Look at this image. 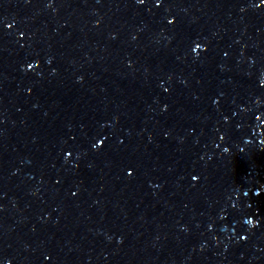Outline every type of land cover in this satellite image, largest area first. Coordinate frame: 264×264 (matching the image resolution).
<instances>
[{
    "label": "water",
    "instance_id": "1",
    "mask_svg": "<svg viewBox=\"0 0 264 264\" xmlns=\"http://www.w3.org/2000/svg\"><path fill=\"white\" fill-rule=\"evenodd\" d=\"M262 79L259 0H0V264H264Z\"/></svg>",
    "mask_w": 264,
    "mask_h": 264
},
{
    "label": "snow or ice",
    "instance_id": "2",
    "mask_svg": "<svg viewBox=\"0 0 264 264\" xmlns=\"http://www.w3.org/2000/svg\"><path fill=\"white\" fill-rule=\"evenodd\" d=\"M138 2H139V3H143L144 0H143V2H140V0H138ZM157 3H159V0H157ZM259 4L264 5V0H259ZM256 6H259V5H256ZM169 22L171 23V21H169ZM200 47H201V45L196 44V45L193 47L192 51H196V50H197L198 48H200ZM31 66H32V65H28V67H31ZM261 84L264 85V79L261 80ZM99 143H100V141L97 140L96 144L93 145V146L96 147L97 145H99ZM45 259H47V257H46Z\"/></svg>",
    "mask_w": 264,
    "mask_h": 264
},
{
    "label": "clouds",
    "instance_id": "3",
    "mask_svg": "<svg viewBox=\"0 0 264 264\" xmlns=\"http://www.w3.org/2000/svg\"><path fill=\"white\" fill-rule=\"evenodd\" d=\"M140 2H143V0H140ZM5 27H9V25H5ZM249 226H252L255 224V221L249 217L246 221H245ZM3 264H8V261H4Z\"/></svg>",
    "mask_w": 264,
    "mask_h": 264
}]
</instances>
